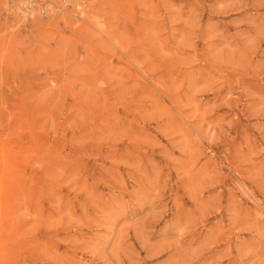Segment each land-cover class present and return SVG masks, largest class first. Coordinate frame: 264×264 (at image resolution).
I'll use <instances>...</instances> for the list:
<instances>
[{
	"label": "rangeland",
	"instance_id": "obj_1",
	"mask_svg": "<svg viewBox=\"0 0 264 264\" xmlns=\"http://www.w3.org/2000/svg\"><path fill=\"white\" fill-rule=\"evenodd\" d=\"M21 1L0 264H264V0Z\"/></svg>",
	"mask_w": 264,
	"mask_h": 264
},
{
	"label": "built area",
	"instance_id": "obj_2",
	"mask_svg": "<svg viewBox=\"0 0 264 264\" xmlns=\"http://www.w3.org/2000/svg\"><path fill=\"white\" fill-rule=\"evenodd\" d=\"M64 3H67L66 0ZM23 13L27 17H31L35 12L44 14L51 10V0H22L21 1ZM76 10L80 12L81 6H76Z\"/></svg>",
	"mask_w": 264,
	"mask_h": 264
},
{
	"label": "bare ground",
	"instance_id": "obj_3",
	"mask_svg": "<svg viewBox=\"0 0 264 264\" xmlns=\"http://www.w3.org/2000/svg\"><path fill=\"white\" fill-rule=\"evenodd\" d=\"M69 2H70V1H69ZM80 4H81V3H80ZM81 7H82V5H81ZM81 9H82V8H81ZM80 13H81V11H80ZM82 13H83V12H82ZM80 16H81V15H80ZM80 16H79V17H80ZM82 16H83V15H82Z\"/></svg>",
	"mask_w": 264,
	"mask_h": 264
}]
</instances>
